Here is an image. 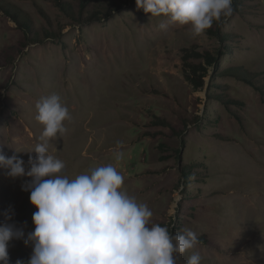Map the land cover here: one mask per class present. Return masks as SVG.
Listing matches in <instances>:
<instances>
[{
  "label": "rangeland",
  "instance_id": "374dc122",
  "mask_svg": "<svg viewBox=\"0 0 264 264\" xmlns=\"http://www.w3.org/2000/svg\"><path fill=\"white\" fill-rule=\"evenodd\" d=\"M232 7L193 36L135 0H0V154L27 172L44 130L35 105L58 94L69 119L48 151L64 175L113 164L150 225L196 233L176 264L193 252L200 264H264V0ZM8 171L0 224L26 238L30 178ZM8 252L26 264L32 246L12 240Z\"/></svg>",
  "mask_w": 264,
  "mask_h": 264
},
{
  "label": "clouds",
  "instance_id": "9594fccd",
  "mask_svg": "<svg viewBox=\"0 0 264 264\" xmlns=\"http://www.w3.org/2000/svg\"><path fill=\"white\" fill-rule=\"evenodd\" d=\"M137 9L151 17L164 16L168 22L190 26L201 36L214 21L231 16L232 0H135ZM166 28V24H161ZM35 120L44 126L40 141L29 157V169L15 154H0V167L12 178H30L22 190L30 191L34 231L27 234L15 223L0 224V264H9V243L31 244L26 264H176L174 254H183L198 244L195 232L170 234L167 227L150 225L152 211L122 190L123 176L113 164L95 167L69 179L65 164L49 154L48 144L65 131L68 108L58 94L37 101ZM122 158L115 153L117 163ZM169 215H173L170 211ZM6 214L5 219L11 220ZM193 252L187 264H200ZM15 264H25L17 259Z\"/></svg>",
  "mask_w": 264,
  "mask_h": 264
},
{
  "label": "trees",
  "instance_id": "16d2710c",
  "mask_svg": "<svg viewBox=\"0 0 264 264\" xmlns=\"http://www.w3.org/2000/svg\"><path fill=\"white\" fill-rule=\"evenodd\" d=\"M207 58H209V57H207ZM202 81H203V80H201V82H200V83H203Z\"/></svg>",
  "mask_w": 264,
  "mask_h": 264
}]
</instances>
